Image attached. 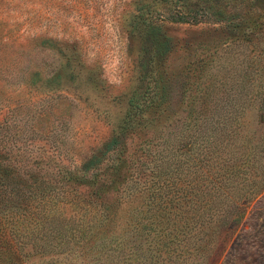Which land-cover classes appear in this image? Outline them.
<instances>
[{
	"label": "rangeland",
	"instance_id": "obj_1",
	"mask_svg": "<svg viewBox=\"0 0 264 264\" xmlns=\"http://www.w3.org/2000/svg\"><path fill=\"white\" fill-rule=\"evenodd\" d=\"M143 3H150L149 11L172 37L152 67L171 92L162 105L126 124V98L138 82L141 55L134 13ZM231 5L235 22L243 21L235 30L220 21L173 22L158 0H0V176L8 172L9 180L27 183V171L36 170L57 183L52 195L61 205L60 222L74 219L81 230L90 223L92 231L99 228L103 205L86 204L81 193L92 190L79 183V172L65 171L118 133L120 143L104 155L98 177L99 184L110 180L105 199L115 203L106 226L119 229L141 213L139 204L146 203L154 182H163V191L173 184L163 169L176 165L167 159L187 156L182 143L192 118L239 117L244 121L235 128L264 143V9L253 0ZM42 36L58 39L62 51L39 44ZM258 170L264 174V164ZM181 174L188 179L194 172ZM216 235L205 264H264V187L239 221ZM77 248L63 252L74 264L104 259L99 247Z\"/></svg>",
	"mask_w": 264,
	"mask_h": 264
},
{
	"label": "trees",
	"instance_id": "obj_2",
	"mask_svg": "<svg viewBox=\"0 0 264 264\" xmlns=\"http://www.w3.org/2000/svg\"><path fill=\"white\" fill-rule=\"evenodd\" d=\"M158 1L167 6V18L173 22L220 21L231 30L243 24V21L235 22L232 0ZM253 1L264 9V0ZM150 3H143L134 13L141 55L136 58L138 82L126 98V124L162 105L171 92L163 74L157 75L152 67L170 49L172 37L149 11ZM177 6L178 14L171 13ZM187 9L193 10L194 15H185L183 11ZM39 44L57 46L62 51L56 38L42 36ZM33 75L40 77L39 70L33 71ZM243 121L228 115L192 118L182 143L187 156L184 152L180 158L167 159L176 165L163 169L170 172L169 176L173 175V184L163 191L164 183L158 178L160 183L154 182L146 203L139 204L143 205L141 213L119 229L106 226L113 220L115 203L109 204V199H105L108 198L106 182L110 180L99 184L98 177L104 155L120 143L118 133H112L77 166L65 171L74 176L79 172V183L92 190V194L81 193L86 204L103 205L99 228L92 231L90 223L81 230L74 219L60 222L57 210L61 205L52 195L56 182L45 181L33 169L27 171V183L24 179L9 180L6 172L0 176V264H74L63 252L68 249L69 253L77 246V251L99 247L104 259L94 260L93 264H205L213 253L216 233L237 223L250 200L264 187V174L258 170L264 164L261 161L264 143L259 136L235 128L234 125L240 128ZM119 165L121 162L115 167ZM183 165L185 171L194 172L188 179L181 174ZM181 177L184 184L177 185ZM73 192L76 200L81 201L78 192ZM67 200L73 203V199ZM74 241L77 245L73 246Z\"/></svg>",
	"mask_w": 264,
	"mask_h": 264
}]
</instances>
